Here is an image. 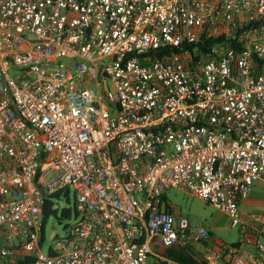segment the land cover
I'll list each match as a JSON object with an SVG mask.
<instances>
[{
	"label": "built area",
	"instance_id": "1",
	"mask_svg": "<svg viewBox=\"0 0 264 264\" xmlns=\"http://www.w3.org/2000/svg\"><path fill=\"white\" fill-rule=\"evenodd\" d=\"M204 35L226 39L192 54ZM257 182L264 0H0V264H264V223L240 211ZM169 189L238 246L210 247ZM57 193L78 220L45 254Z\"/></svg>",
	"mask_w": 264,
	"mask_h": 264
},
{
	"label": "rangeland",
	"instance_id": "2",
	"mask_svg": "<svg viewBox=\"0 0 264 264\" xmlns=\"http://www.w3.org/2000/svg\"><path fill=\"white\" fill-rule=\"evenodd\" d=\"M105 86L112 89L113 85L108 79L105 81ZM165 198L169 206L180 216L188 219L194 225L207 228L213 232L216 242L211 241L210 247L218 246L219 244H232L240 240V228H231L229 217L206 201L179 189L167 190ZM53 202L57 216L51 213L46 220L45 241L42 247V251L45 254L49 253L51 247L56 248L57 243L67 235L70 228L78 220L75 214L73 194L70 195V199H67V197H54ZM63 209H71L72 215L69 218H62L61 212ZM240 211L243 218L249 223H257L261 218L264 219V201L262 204L255 206L243 203Z\"/></svg>",
	"mask_w": 264,
	"mask_h": 264
},
{
	"label": "trees",
	"instance_id": "3",
	"mask_svg": "<svg viewBox=\"0 0 264 264\" xmlns=\"http://www.w3.org/2000/svg\"><path fill=\"white\" fill-rule=\"evenodd\" d=\"M226 36H209V35H204L201 40L190 46L192 54H194V50L198 51L200 55H207L211 48L219 43L222 40H225ZM199 59V55L195 57V60ZM61 193H57L54 197L59 198ZM52 201L47 200V204L44 207V224L46 225V220L50 216L51 213H54L55 216H57V211L52 209ZM72 215V210L71 209H63L61 212V217L62 218H69ZM211 237L213 236V232L210 231ZM231 245L233 246H238V242L232 243ZM170 256H173L175 259L185 263V264H198L195 260L192 258H189L187 255L182 254V253H175L174 251H171ZM149 264H156V262L151 259L149 261Z\"/></svg>",
	"mask_w": 264,
	"mask_h": 264
},
{
	"label": "crops",
	"instance_id": "4",
	"mask_svg": "<svg viewBox=\"0 0 264 264\" xmlns=\"http://www.w3.org/2000/svg\"><path fill=\"white\" fill-rule=\"evenodd\" d=\"M261 186V187H260ZM262 188V189H261ZM264 201V183L263 182H257L254 184L252 192L250 194V197L244 202L245 204H251V205H260ZM243 205V204H242ZM241 205V206H242ZM264 223V219L261 218L257 223H250L251 225H262ZM212 242H216L214 238V234L212 236ZM216 245V244H215ZM220 245V244H219ZM214 247H217L214 246ZM250 249H253V247H249ZM183 254V253H182ZM200 257V256H198Z\"/></svg>",
	"mask_w": 264,
	"mask_h": 264
}]
</instances>
